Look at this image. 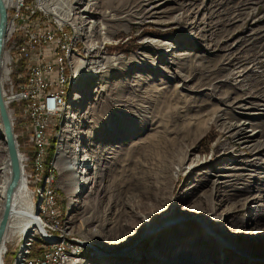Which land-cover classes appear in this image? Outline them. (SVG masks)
<instances>
[{"label":"rangeland","instance_id":"obj_1","mask_svg":"<svg viewBox=\"0 0 264 264\" xmlns=\"http://www.w3.org/2000/svg\"><path fill=\"white\" fill-rule=\"evenodd\" d=\"M17 1L16 7L7 11L8 25L11 24L12 27L4 47V50L10 55L9 71L12 73L16 70L14 58L19 44H25L28 39L36 36L40 37L41 33L52 34V32L55 33L61 29L62 33L54 36V41L66 42L64 68L71 76V79H67V88L60 90L61 97L57 103V117L50 120L49 127H57L56 133L52 137L50 136L55 143V152L49 165L50 168L45 171L46 175L43 176L42 160L38 168V179L32 184V197L36 208L40 210L39 218L48 228L46 229L47 234H52L51 237L54 239L45 242L37 234L29 239H32V242L39 239L48 253L53 248L61 247L64 241L77 243V251L80 253L77 251H69V253L72 255L77 253L75 259L86 264H126V260L129 259L126 258L127 255L125 257L117 256L116 253H107V249L110 246L113 249L117 244L122 247L135 241L132 236L123 234V229L127 226L125 214L127 212L122 209V206L125 203L138 202L141 217H143L145 214L143 207H147V200L136 191L126 194L121 192L119 173L123 158L122 148L128 142L126 137L123 138L121 135H115V139L109 142L107 130L113 132V128H115L114 131H116V126L119 124L116 115L119 116L120 113L114 109L115 103L113 102L117 97L133 93L132 91H122L120 88V85L133 72L137 78L131 84L137 85L136 93L139 99H137L135 108L129 106L126 109L125 107L121 108L123 112H131L137 117V119L126 120L128 125H136L142 119L144 110L145 113H148L149 108L160 103L161 98L158 91L161 89L167 90L162 94L170 96L169 103L172 108L177 107L179 111L178 117L175 116L173 119L171 131L182 127L185 120L194 124L192 129L178 138L179 145L174 153L178 152L180 156L182 152L180 149L183 146L191 148L192 150L184 157L186 158L184 168H188L189 160L197 161L199 166L193 169L191 177H188L184 172L183 175L179 173L174 184L173 182H164L166 183L164 184L165 189H169V193H166L172 202L171 206L175 207L177 204L180 215L183 214L182 210L186 211L194 204L198 211L194 210L193 213L197 214L212 210L217 217L224 219L229 212H232L231 221L226 225L228 229H231L232 234L236 231L241 234L236 237L235 241H233L234 239L230 240L233 247L226 248L221 253L222 249L217 243L219 235L209 232L214 238L209 235V241H197L194 237H189L191 235L189 232L193 229V224L196 226V222H185L168 230L171 234L177 230L187 232L186 236H182L177 241L180 244H172L176 243L175 239H166L162 233H159L155 235V238L137 241L138 248L131 258L138 254H148L150 250L157 248L162 250L160 253L162 258L159 257L158 260H151L146 264H158V261L160 264H264V170H260L264 167L263 164H260L264 162V157L260 156L261 160L255 161L254 159L258 157L253 156L246 148L254 142L242 145L232 139L234 135L232 127L228 128L230 129L228 133L227 130H224L228 118H234L232 124L240 126L244 124L242 128L249 136L264 130V117L256 115L259 114L258 110L251 109L258 103L262 105L264 103L258 102L254 98L247 99L243 103H235L237 99H234L235 96L231 90L232 87H239L238 76L244 72L248 71L249 73L246 75L247 81L244 86L239 87L242 90L253 86L252 81L255 80L256 72L264 71V0H198L197 2L186 0V4L192 5L187 9L184 8L183 11L179 10L178 5L174 2L166 3L164 6L160 5L161 7L152 11V13H157L154 18L141 14V22L137 20L136 23L132 21L130 24L116 23L118 30L114 36L105 42L97 40V46L101 47V53L94 59L85 54L90 42L76 36V29L83 25L81 22L84 17L81 12L77 14V17L74 16V20L77 19V22L73 23L74 25L71 23L59 24L54 15L45 14L39 9L37 0ZM52 1L54 2V0H50L51 3ZM59 1L62 3V0ZM75 1L80 2L81 0ZM22 5V9H20ZM150 8L151 6L147 5L144 7L145 10ZM68 11L69 9L63 6L59 13L68 16ZM32 14L37 16L30 20ZM70 15L72 16V14ZM138 22L141 25L137 24ZM156 22L159 24H155ZM196 22L211 23L212 29L205 28L201 32L204 26L193 30L185 27L184 24H191L192 27ZM106 25L112 26L109 23ZM95 30L101 31L99 28ZM81 32L85 33L83 30ZM63 37L65 38L63 39ZM146 41L156 42L160 45L165 44L169 48L159 53L145 48L142 43ZM54 45L50 44L45 48L44 53L52 56L57 50ZM104 59L108 63L103 66L105 70L103 69L102 73L93 75L89 79L83 80L81 77L76 79L74 65H72L73 60L94 63V61ZM153 62L155 65L151 66L150 64ZM91 67L94 66L90 65L82 72H87ZM110 67L113 69L112 71H108ZM159 68L180 73L181 78H185L186 82L177 77L173 78L170 73L161 76L155 75ZM261 79L264 80V77ZM89 81L92 84H87ZM152 89H155V92H151ZM194 90L197 93L190 92ZM77 95L80 100L74 102V97ZM226 96L231 99L225 100ZM107 104L112 106L111 116H107L105 110ZM239 106L242 108L236 109ZM74 115L75 117H73ZM251 115L255 116L250 117ZM145 116L149 118L148 114ZM155 116L158 118L159 113H155ZM216 116L218 118L213 122ZM12 131L13 135L17 136L15 141H17L18 151L20 153L25 151V140L15 121H13ZM145 131L146 128L143 129V132ZM48 132L50 133V130ZM124 135L127 136L128 133H124ZM263 140L259 139L257 142ZM137 141L138 139L134 142ZM60 142L70 146L71 150L67 154L70 158L79 156V160H82L83 157L89 156L87 169L90 171V175L95 173L96 175L101 174L102 177L99 187L91 196H87L88 193H85L77 202L68 199L59 183L62 177L53 166ZM193 142L194 144H192ZM73 150H76L78 155ZM175 159L176 157H173V161L170 160L171 167L175 168L174 172L178 170L174 164ZM110 169L114 172L112 176L110 173L108 175ZM218 176L222 178H217ZM203 177L211 180L208 186L199 182L204 179ZM214 181L219 183L214 185L215 188L213 187L214 190H218L217 196L216 193L213 194L214 190L210 189ZM197 183L202 186L194 191V195L190 196L188 189L193 187L190 189L193 191ZM44 184H46L47 190L53 185L62 194L64 217L58 223L55 222L56 214H47L45 211L49 210V205L39 203V192ZM180 196L183 199H178ZM228 198L230 200H227ZM203 199L209 201L205 203ZM59 200L57 197L56 201L59 202ZM85 202L88 204L82 206ZM56 206L59 207V204L57 203ZM140 220L137 218L135 222L132 221L130 223L132 229L126 231V234L138 233L142 229ZM178 221L180 220L161 224L157 230L166 225L172 227L179 223ZM199 225L203 226L202 223ZM27 240L17 238L6 245L10 249V251L7 250V253L14 252L12 264L16 262L17 255L22 252L21 246H24ZM212 242L215 243L216 255L211 253V248H209ZM235 247H243L241 248L242 252L236 250ZM189 251L191 254L180 257V253ZM70 258L74 263L73 257ZM56 260V255L52 254L48 264H56ZM28 261L29 259L27 264ZM6 264H10L9 258H7ZM44 264H47L46 260Z\"/></svg>","mask_w":264,"mask_h":264},{"label":"bare ground","instance_id":"obj_2","mask_svg":"<svg viewBox=\"0 0 264 264\" xmlns=\"http://www.w3.org/2000/svg\"><path fill=\"white\" fill-rule=\"evenodd\" d=\"M0 1L6 12V23H5L4 32L1 39V47H0V89H1L4 79L9 74L8 66L10 65V55L7 51L4 50L5 44L12 31L11 24L8 25L7 11L16 7L17 0H0ZM104 1L105 0H81L80 2L79 1L77 2L75 0H67L65 2L62 0L61 3L59 0L56 1L54 0V2L52 1L51 3L50 0H37V3L39 9L42 12H44L45 14L54 15L57 18L59 24H64V23L73 24L77 22V19L76 21L74 20V16L77 17V14L81 12V14L84 17L81 22L83 25L76 29V36H78L80 39H84L90 42L89 47L85 50V54L89 55L90 58L93 59L96 58L97 55L101 53L100 51L101 47L97 46V40H101V42L103 41L105 42L109 40L112 36H114L116 31L118 30V26L116 23L126 22L127 24H130L132 21H135L136 23L137 20L141 22L142 21V18L140 17L141 14L145 16L148 15L147 17L150 18H154L156 17L155 15L157 13H152V11L161 7L160 5L164 6L166 3H170V2L176 3L179 7V10L181 11H183L184 8L187 9L192 5V4H186L185 3L186 0H107L106 2ZM187 1L197 2L198 0H187ZM145 5L149 7L151 6V8L149 10H145L144 9ZM63 6H66V8L69 9L68 13L69 15L72 14V16L71 15L65 16L59 13L60 9ZM139 17L141 18V20ZM140 22H138L137 24L141 25ZM106 23L112 24V26H107ZM155 24L158 25L159 23L156 22ZM184 24L185 27L192 28L193 30L200 29L202 26H204L202 27L201 32H203L205 28H207L208 30L212 29V24L208 22H200V23L196 22L195 25L192 27L191 24H187V23ZM96 28L101 29V31L95 30ZM81 30L85 31V33L81 32ZM142 44L145 45V48L158 51L159 53L169 48V46H166L165 44L160 45L156 42L146 41L143 42ZM107 63L108 61H106L105 59L102 61L99 60L94 61V63H88L86 61L83 62L82 60H78V62L75 60L72 61V65H74L73 67H74V74L76 75V79L81 77L83 78V80L89 79L93 75L102 73V70L104 69L103 66H105ZM90 65L94 67L89 68L87 72H82L83 69L87 68ZM150 65L154 66L155 62L151 63ZM110 70L112 71L113 69H111L110 67L108 71ZM169 73L172 75L173 78L177 77L183 82H186L185 78L184 79L181 78L180 73H173L172 71L163 70L162 68H159L155 72V75L161 76L163 74H169ZM248 73L249 72L247 71L244 72L242 75L238 76V79L240 81L238 85L239 87L244 86L245 81H247L246 75ZM254 75H255V80L252 81L253 86H250L244 90H242L237 86L232 87L231 90L233 91V94L235 96L234 99H237L235 103H239V102L243 103L247 99H251V98L256 99L258 102L264 103V80L261 79L264 77V71H260L258 73L256 72ZM127 78L128 79L122 85H120L121 86L120 88L122 91L124 90L132 91L133 93L127 94L124 97L123 96L117 97L114 100L113 102L115 103L114 109L120 113L119 116L116 115L119 124L116 126V131H114L115 128H113L114 129L113 132L107 130V134L109 136L108 141L112 142L117 135H121L123 138L126 137V141L128 143L122 148L123 158L121 161L122 164L121 172L119 173V187L121 192L125 194L134 191L140 193L147 200L146 203L147 207H143L144 210L143 212H145V214H143V217H141V213H140L141 209L138 202L133 201V203H125L122 206L123 207L122 209H124L127 212L125 213L127 216L126 218L127 226L123 229V234L124 236H132L133 238H135L134 239L135 241L133 243L131 242L129 244H126L125 246L122 247L118 246L117 244L113 249L111 248L112 246H110L107 249V253H114V254L116 253L117 256H121V257H125L127 255L126 258L129 259L126 260L125 262L126 264H135V262H137V264H146L151 260L156 261L159 259V257H161L160 253L162 251L157 248L150 250L148 254L145 253L138 254V255H134L135 256L134 258H131L134 252L136 251V249L138 248L136 246V242L144 241L145 239L155 238V235L162 233V235L166 239H170V240L175 239L174 241H176V243H172V244L174 245L180 244L177 241H179L180 240L179 238H181L182 236L183 237L186 236L187 232L177 230V232L171 234L170 231L168 230L174 229L175 226L182 225L185 222H189V223L196 222V226H194L195 224H193V229H191V232H189L191 234L189 237H194V239L197 241L202 240L203 242H206L209 241L210 236L214 238L212 234H209V232H211L214 233L215 235H219V239H217V243L220 244L219 248L222 249L220 250L221 253L226 248L229 249L233 247L230 240L234 239L233 241H235L236 237L240 235L241 232L236 231L232 234L231 229H228L226 225L231 221V218L233 216L232 212H229L224 219H222V217H217L215 213L212 212V210L197 214V213H193L194 210H197V207L194 204V206L187 209L186 211L182 210L183 214L180 215L179 214L180 210L178 209L177 204L175 207H172L171 206L172 202L167 197L168 196L167 193H169V189L167 188L165 189L164 184L170 182H173L174 184L175 179L176 178L178 179L179 173L180 174L182 173L181 175H183V173L186 172V175L188 177L193 176V169L199 166L197 161L189 160L190 163L188 165V168L187 169L184 168L186 164L185 163L186 158L184 157L185 155H187L188 152L192 150L191 148L187 146H183V148L180 149L182 151L180 153L181 154L180 156L178 152L174 153V150L179 145L178 138L181 137V135L186 134L188 130L192 129L194 127V124L189 120H185L182 127H179V129H175L171 131L173 125L172 124L173 119H175V116L178 117L179 111L177 110V107L172 108L171 104L169 103L171 97L162 94L165 93L167 90L161 89L158 91V94H160L159 96L161 98L160 103L153 105V108H149L148 113H145L144 110L143 111L144 115L142 116V119H140L136 125H132V124L128 125V121L126 120L137 119V117L133 115L131 112H123L121 108L125 107L126 109L127 106L135 108L139 96L136 93L138 88L137 85L131 84L132 81H134V79L137 78V75L131 72ZM87 84H92V82L89 81V83ZM195 90L190 92L197 93ZM61 91L59 97H61ZM151 92H155V89H152ZM78 99H79L78 95L75 96L74 102L77 101ZM224 99L228 101L231 99V97L226 96ZM4 105L6 107L5 103ZM110 105L111 104H107L105 108L107 112V116H111L110 112L112 111L111 109L112 106ZM256 105H257L256 107H253L251 109L258 110L259 114L256 115H260L261 117H264V105L260 103ZM259 107H262L263 109ZM239 108H242V106H239L236 109ZM220 111H224V110H220ZM155 113H159L158 118L155 116ZM147 114L149 115L148 116L149 118L145 116ZM253 116L255 115H251L250 117ZM56 117H57V106H56ZM73 117H75V115ZM217 118L218 116H216L213 122L216 121ZM233 120L234 118H228V121L226 123L227 126L225 124L224 130H227L228 133L230 132V129L228 128L232 127L234 131V135L232 136V139H235V141L240 142V144L242 145L254 142L251 146H248L246 148L252 153L253 156L258 157L254 159L255 161L261 160L260 156L264 157V140L262 142H257V140L264 139V130H261L258 134L254 133L252 134V136H249L247 135V132H244V129L242 128L244 124H242L241 126L232 124L231 122ZM144 128H146L145 132H143ZM114 132H118L119 134ZM123 132L126 134L128 133V135L125 136ZM140 137L141 140H139ZM137 139L138 141L134 142ZM192 144H194V142ZM141 146L143 147L139 148ZM70 150H71L70 146L68 147V145L60 142L57 147V152L53 161V166L62 177L59 183L60 186L64 189L68 199L70 201L77 202L78 199L82 197L85 193H88L87 196H91V194L99 187L102 177L101 174L96 175L94 173L93 175H90V171L87 169V165L89 163V158H88L89 156L83 157L82 160H79V156H75V158L73 157L74 158L73 159L67 156ZM73 151L75 154H77L76 150ZM17 153H18V149H17ZM126 155L127 157L125 158ZM173 157H176L174 163L178 167L177 168L178 170H176V172H174L175 168L174 167L172 168L170 163V160L173 161ZM18 160L20 163L21 158L19 153H18ZM260 164L264 165V162ZM260 170H264V167L261 168ZM109 173L110 176L114 174V172H112L111 169L108 170V175ZM217 178H222V177L218 176ZM9 180H10V167L6 156L2 129L0 126V221L3 215L7 214V223L2 238V242L0 244V264H4V254L7 253L6 245L10 241H13L14 239L17 238L18 239L23 238L25 240L27 239L28 240L24 243V246H21L22 252H19V254L17 255L18 257L16 259V262L14 264H27L28 252L30 249V245L32 243V239L29 238L37 234L40 235V237L43 238L45 242H50L49 240L52 238L54 239V237H51L53 236L52 234L51 235L47 234L46 229L48 228L45 227L46 225L43 224V220L39 218L40 210L36 208V204L33 200V197L32 195L29 194L26 188V179L24 177V174L21 173L20 180L17 186L12 191L9 200L7 201L6 189ZM199 182H203V185L208 186V184L211 183V180L205 177L203 180H199ZM216 184L219 183L214 181L210 189L214 190L215 188L214 185ZM201 186L202 184L197 183V186H194L195 189L193 191L190 190L193 187L188 189V194L190 196L194 195V191L197 190V188H200ZM50 191H51V186L50 189L47 190L46 184H44L42 190L39 192L40 202H39V198H38V202L42 203V205L46 204L48 206L50 204V196H48ZM215 193L217 196L218 193L217 189L214 190L213 194L215 195ZM178 199H183V198H181L180 196L178 197ZM227 200H230V198H228ZM203 201L206 203V201L209 200L203 199ZM87 204L88 202H85L83 203L82 206L84 205L86 206ZM137 218H139V220L142 223V229L138 233L131 232L132 234H126V231H130V229H132L131 228L132 225H130V223L132 221L135 222ZM175 220H180V221H178L179 223L174 224L172 227L171 225L170 226L166 225L160 230H157L161 224H166L168 222ZM199 223H202L203 226H200ZM209 248H211L210 249L211 253H213L214 255L217 254V251L215 250V243L212 242ZM241 248L235 247L236 250L242 252ZM186 254H191V253L190 251L180 253V257ZM76 256L77 253L73 255L70 254V257H73L74 260L73 261L74 263L71 262L70 264H86L84 262H81L80 260H76L75 259ZM158 264H160L159 261ZM242 264H246V263H242Z\"/></svg>","mask_w":264,"mask_h":264},{"label":"built area","instance_id":"obj_3","mask_svg":"<svg viewBox=\"0 0 264 264\" xmlns=\"http://www.w3.org/2000/svg\"><path fill=\"white\" fill-rule=\"evenodd\" d=\"M55 32L62 33L61 29ZM58 41H54L53 32L52 34L44 32L40 37L36 36L28 39L25 44L22 43L23 45L19 44L14 58V68L16 61H24L25 67L22 72L9 71L1 86V98L6 104L11 126L15 121L25 140V151L21 153L18 151V153L21 158V170L26 179V188L30 195H32V184L38 179L39 164L45 156L46 132L48 130L51 132L52 129L49 127L50 120L56 118L60 90L67 88V79H71L68 70L64 68L66 42L58 43ZM50 44H55L54 48L57 49L52 56L44 53L45 48ZM16 138L17 136L14 135V139ZM55 191L52 185L48 195L50 196L49 210L46 212L56 214L55 222L58 223ZM6 250L10 251L8 248ZM69 251H77V243L64 241L61 247L53 248L43 259H29L28 264H44L45 260L48 264L52 254L57 257L56 264H70ZM77 253L80 252L77 251Z\"/></svg>","mask_w":264,"mask_h":264},{"label":"water","instance_id":"obj_4","mask_svg":"<svg viewBox=\"0 0 264 264\" xmlns=\"http://www.w3.org/2000/svg\"><path fill=\"white\" fill-rule=\"evenodd\" d=\"M6 23V12L0 1V47L1 39L4 32ZM0 126L2 129L3 141L6 150V156L10 167V180L6 189V200L8 201L14 188L17 186L21 177V165L18 160L17 147L12 131V126L6 111V107L1 98L0 89ZM7 223V214H4L0 221V244L4 235L5 227Z\"/></svg>","mask_w":264,"mask_h":264},{"label":"trees","instance_id":"obj_5","mask_svg":"<svg viewBox=\"0 0 264 264\" xmlns=\"http://www.w3.org/2000/svg\"><path fill=\"white\" fill-rule=\"evenodd\" d=\"M25 7V5H24ZM22 9V7L20 8ZM36 14H32L30 15V20L33 19V18H36ZM58 34V32H55L54 33V36L56 37ZM120 50V49H118ZM25 67V62L24 61H16L15 62V68H16V72H22V70L24 69ZM20 81H23V80H20ZM51 134L49 132H46V145H45V156H44V159H43V167H44V173H43V176L46 175V170L49 167L51 161H52V158H53V155H54V152H55V143L54 141L52 140V135H54L56 133V130H57V127L56 126H52L51 127ZM50 134V135H49ZM51 136V137H50ZM17 142V141H16ZM55 194H56V199L57 197L60 199L59 202L56 201V203L59 204V207H58V211H57V214H58V219L60 221L63 220V217H64V206L62 204V200H61V193L58 192L57 190L55 191ZM48 252L46 251V249L43 248V245H42V242L39 240V239H36L34 242L31 243L30 245V249H29V252H28V259H43V257L47 254ZM7 258H9L10 260V264L13 263V260H14V252H8L5 256H4V264H6V261H7Z\"/></svg>","mask_w":264,"mask_h":264}]
</instances>
